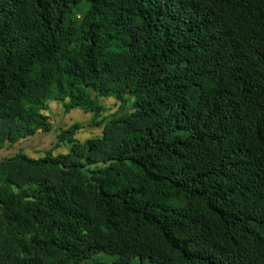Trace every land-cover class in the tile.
Returning a JSON list of instances; mask_svg holds the SVG:
<instances>
[{
  "label": "trees",
  "instance_id": "1",
  "mask_svg": "<svg viewBox=\"0 0 264 264\" xmlns=\"http://www.w3.org/2000/svg\"><path fill=\"white\" fill-rule=\"evenodd\" d=\"M53 101L102 132L0 161V264H264V0H0V149Z\"/></svg>",
  "mask_w": 264,
  "mask_h": 264
},
{
  "label": "crops",
  "instance_id": "2",
  "mask_svg": "<svg viewBox=\"0 0 264 264\" xmlns=\"http://www.w3.org/2000/svg\"><path fill=\"white\" fill-rule=\"evenodd\" d=\"M80 114H85L84 111L79 110ZM48 115L49 120L52 127V131L49 133H44L42 131L38 132L36 135L32 137H28L19 141L13 147H10L8 144L0 149V161L6 158H10L19 153H24L30 158H41L44 157L47 153H53V155L59 156L61 154L67 153L66 146L64 144H59L58 135L60 134V129L62 128V121L66 119L67 114H74L73 112L67 113L63 107V105L58 103V101H53L49 105V109L45 112ZM89 121L92 122L93 114L89 113L88 115ZM91 122L85 126V123L82 124L83 128L80 130V136L88 135L90 137V133L95 130V126H91ZM55 124V125H54ZM78 124L74 123L75 125ZM88 127V129H87ZM87 130V132L82 133Z\"/></svg>",
  "mask_w": 264,
  "mask_h": 264
},
{
  "label": "rangeland",
  "instance_id": "3",
  "mask_svg": "<svg viewBox=\"0 0 264 264\" xmlns=\"http://www.w3.org/2000/svg\"><path fill=\"white\" fill-rule=\"evenodd\" d=\"M60 103V102H58ZM62 103H60L61 105ZM104 106H106L108 108V111L106 113H104V116H111L113 115L115 112H118V110H120V105H117V103L113 100V99H107L103 101ZM79 110H72L71 112H73L74 114H67L68 116L66 117V119L62 122V128L60 129V131H63L69 127L72 126V124L77 123H85V126L88 125L91 121H89L88 115L89 113H85V114H80V112H78ZM70 112V113H71ZM55 125V124H54ZM53 127V126H52ZM54 128V127H53ZM88 129V127H87ZM95 130H93L90 134V137L88 135H84L80 136L81 141H86L91 137H95L98 136L99 134H101L102 129L101 128H94ZM87 132V130L83 131L82 133ZM115 259L114 256H104V255H97L95 256L93 259H91L90 261H88V264H96L97 262H102V261H107V262H111Z\"/></svg>",
  "mask_w": 264,
  "mask_h": 264
}]
</instances>
